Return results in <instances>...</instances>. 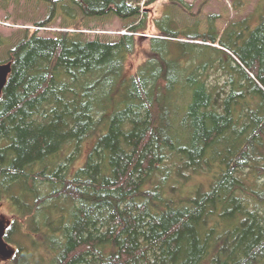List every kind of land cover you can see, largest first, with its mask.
Listing matches in <instances>:
<instances>
[{
    "label": "trees",
    "instance_id": "16d2710c",
    "mask_svg": "<svg viewBox=\"0 0 264 264\" xmlns=\"http://www.w3.org/2000/svg\"><path fill=\"white\" fill-rule=\"evenodd\" d=\"M63 1L39 28L70 14ZM71 1L81 18L131 22L113 42L79 25L25 29L0 62L10 264H264V17L218 35L179 32L166 14L126 74L140 4L157 0Z\"/></svg>",
    "mask_w": 264,
    "mask_h": 264
},
{
    "label": "rangeland",
    "instance_id": "374dc122",
    "mask_svg": "<svg viewBox=\"0 0 264 264\" xmlns=\"http://www.w3.org/2000/svg\"><path fill=\"white\" fill-rule=\"evenodd\" d=\"M141 8L146 12L145 25L140 32L134 35V48L127 56L124 72L130 74L136 70L149 56V40L156 36V21H160L166 14L171 21L170 26L179 32H205L213 27L218 35L222 34L230 23L250 18L251 24L257 23L264 17V0H157L148 6ZM69 8L67 16L62 11L45 28H39L37 23L46 19L50 3L44 0H0V62L7 58L10 48L22 37L25 29L29 33L36 31L38 36L54 37L56 31L63 27L73 29L76 25L81 26L82 39L113 42L120 34L126 33L125 26L131 22L118 19L109 13L102 18H81L79 10L72 5L71 0H64L56 6ZM137 21V20H136ZM185 36H179L176 41H186ZM199 43V42H197ZM215 46H218L217 44ZM216 75L211 76L214 80ZM88 146V145H86ZM84 155V151H83ZM82 158L76 160L73 167H77ZM74 169V168H73ZM204 181L200 175L194 176L185 183L181 194L193 192ZM191 190V191H190ZM187 192V193H185ZM14 219L12 206L9 201L0 202V224L4 231L8 229ZM19 221L24 224L23 219ZM3 231V234H4ZM5 248L10 251V256L0 255V264H10V258L16 251L14 245L4 239ZM22 238V237H21Z\"/></svg>",
    "mask_w": 264,
    "mask_h": 264
},
{
    "label": "water",
    "instance_id": "95a60500",
    "mask_svg": "<svg viewBox=\"0 0 264 264\" xmlns=\"http://www.w3.org/2000/svg\"><path fill=\"white\" fill-rule=\"evenodd\" d=\"M7 1V0H5ZM46 2H52V1H61V0H44ZM10 63L6 62V63H1L0 64V95L2 92V89L6 83L7 77L10 73ZM4 231V227L0 224V255L4 256V257H8L10 256V251H8L5 248V243L2 240V234Z\"/></svg>",
    "mask_w": 264,
    "mask_h": 264
}]
</instances>
